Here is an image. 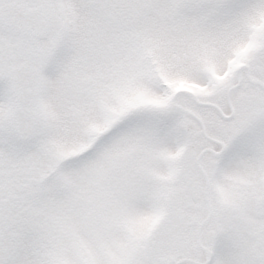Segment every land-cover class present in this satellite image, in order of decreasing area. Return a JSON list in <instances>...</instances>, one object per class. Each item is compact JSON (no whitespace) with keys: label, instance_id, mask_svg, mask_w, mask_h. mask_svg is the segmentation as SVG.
<instances>
[{"label":"snow or ice","instance_id":"snow-or-ice-1","mask_svg":"<svg viewBox=\"0 0 264 264\" xmlns=\"http://www.w3.org/2000/svg\"><path fill=\"white\" fill-rule=\"evenodd\" d=\"M0 264H264V0H0Z\"/></svg>","mask_w":264,"mask_h":264}]
</instances>
